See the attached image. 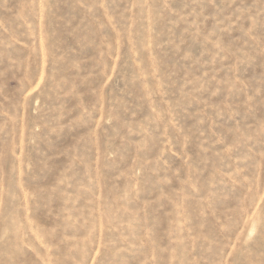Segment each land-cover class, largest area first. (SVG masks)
<instances>
[{
  "label": "rangeland",
  "instance_id": "374dc122",
  "mask_svg": "<svg viewBox=\"0 0 264 264\" xmlns=\"http://www.w3.org/2000/svg\"><path fill=\"white\" fill-rule=\"evenodd\" d=\"M0 264H264V0H0Z\"/></svg>",
  "mask_w": 264,
  "mask_h": 264
}]
</instances>
